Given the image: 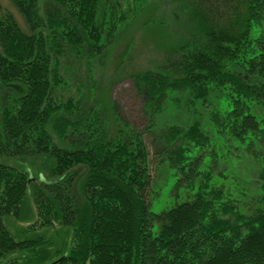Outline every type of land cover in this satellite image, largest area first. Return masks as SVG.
<instances>
[{"label": "trees", "instance_id": "trees-1", "mask_svg": "<svg viewBox=\"0 0 264 264\" xmlns=\"http://www.w3.org/2000/svg\"><path fill=\"white\" fill-rule=\"evenodd\" d=\"M157 1L13 0L30 32L12 15L0 14V156L39 154L46 171L36 177L28 166L0 161V264L12 255L13 264H264V113L252 110L255 103L264 105V37L254 35L264 19V0H170V11ZM167 13L184 22L187 53L176 66L183 77L151 71L137 76L149 106L158 105L166 87L207 100L210 86L230 84L228 113L212 108L214 130L229 129L234 147L252 133L246 154L254 158L257 177L250 184L235 175L219 185L231 170L218 172L217 182L214 168L200 171V148L219 157L213 138L198 122L187 133L173 125L172 136L191 139L178 154L185 177L177 181L174 202L154 213L152 175L141 165L145 145L122 137L107 142L105 128L88 115L83 125L56 115L64 107L79 113L83 103L55 96L64 82L58 56L66 43L76 50L78 26L86 32L82 54L90 56L106 49L126 19H140L143 29L170 27ZM83 127L84 136L72 146L55 141L49 130L61 131L66 140L67 131L75 135ZM78 166L84 170L79 194L71 186ZM30 190L43 216L39 228L57 222L70 241L64 232L57 236L63 242L46 240L35 223L20 238L6 226L9 215L30 222Z\"/></svg>", "mask_w": 264, "mask_h": 264}, {"label": "rangeland", "instance_id": "rangeland-1", "mask_svg": "<svg viewBox=\"0 0 264 264\" xmlns=\"http://www.w3.org/2000/svg\"><path fill=\"white\" fill-rule=\"evenodd\" d=\"M157 2H160L165 11H170V7L173 6L170 0ZM44 10L45 3H42L41 11ZM0 14L2 16L12 15L22 30L30 32L25 18L13 0H0ZM166 15L165 24L174 22L170 27L169 25L162 27L153 25L143 29V21L140 19L134 24L130 19H126L119 24L118 31L106 49L99 54L90 56L85 51L82 54L86 32L84 27L78 26L81 35L78 47L75 51L70 50L66 43L62 55L58 56L59 69L64 82L56 89L57 98L55 96L56 100L61 99L63 102L72 98L83 103L79 113H73L69 107H64L60 110L55 109L56 115H63L73 124L78 121L81 125L84 123L83 119L90 116L92 120L99 121V125L105 128L107 142L116 137H122L126 138L130 145L137 142L145 145L147 155L141 165H143L142 169L152 175L153 188L149 194V203L150 210L154 213L162 212L174 202L177 181L185 177L180 171L182 164L178 161V154L179 149L190 145L191 139L190 137L185 139L182 136H172L170 129L173 125H177L181 132L187 133L189 128L198 122L201 125V130L213 138L219 157L216 158V155H212V148H200V151H203L202 156H205V161L199 168L201 167V172H203V168H214V181L216 182L219 181L218 172L231 170L229 173L232 175L229 180L221 179L219 185H227V182L234 179L235 175L240 177V180H245L246 183L251 181L250 184L257 177L251 168L256 165L254 158H248L246 154V149L249 146L248 140L251 141L254 137L252 133L245 136L246 138L239 144V147H234L228 140L229 129L223 130L224 132L218 131V129L214 130L216 125L211 114L212 108H217L224 114L228 113L229 95L232 92L230 84L210 86L207 100L166 87L162 98L157 102L158 105L156 107L149 106V101L140 87V78L137 76L151 71L159 74L165 73L169 76L174 75V78L183 77L180 68L176 66L177 63L184 61L187 53V51H182L184 44L188 42L185 38V30H183L184 22H181L180 19H178L180 21H174L172 18L175 19V17L171 16V13ZM254 35L259 38L264 37V19L256 26ZM255 104L257 107L253 106L252 110L256 113H264V105ZM71 129L67 131L65 140L58 134L61 131L54 133L49 128L55 141L57 140L61 144L64 142L67 146H72V143L75 144L81 136H84L86 127H83L75 135L72 134ZM59 137L61 140H58ZM193 142L195 141L193 140ZM32 149L35 150L36 146L32 145ZM30 153L26 152L24 155L11 156L10 158L0 156V161H9L15 166H21L22 169L28 166L32 171L34 170L36 177L40 173H46L40 168L45 165V161L38 158L39 154L29 155ZM18 157L25 160L19 161ZM191 159L195 160L196 158ZM215 159L218 161H214ZM76 169H78L77 176L71 186L79 194L84 170L82 166H78ZM55 177H50V179ZM232 192L238 193L234 190ZM30 211L33 214L29 213ZM25 212L29 213L27 219L30 218L28 219L30 222L19 220L12 215L3 218L6 226L17 238H20L22 234L25 235V228L35 223L36 230L44 233L46 240L53 243V239L63 242L62 237L58 238L57 236L63 232L66 233V231L58 225L59 223L39 228L43 223L40 221L43 216L37 214L32 190L28 193ZM38 218L40 219L37 222ZM65 239L70 241V236L67 233ZM12 257L5 258L4 263L13 264Z\"/></svg>", "mask_w": 264, "mask_h": 264}]
</instances>
